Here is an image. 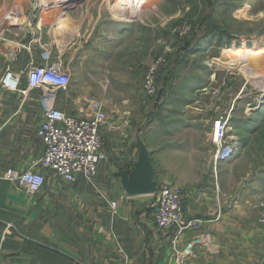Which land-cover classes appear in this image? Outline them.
<instances>
[{"label":"crops","instance_id":"obj_1","mask_svg":"<svg viewBox=\"0 0 264 264\" xmlns=\"http://www.w3.org/2000/svg\"><path fill=\"white\" fill-rule=\"evenodd\" d=\"M124 4L128 10L140 7L137 0H115L113 4L82 0L54 20V33H42L43 21L51 22L38 20L30 1L25 0V18L0 20V78L9 70L22 73L30 63L42 64L41 55L63 41L64 56L70 57V63L78 60L81 68L88 52L82 53L83 47L74 49L80 38L81 43L84 38L86 44H97L99 35L120 40L133 32L136 35V29L123 30L118 19L105 18V11L114 14ZM92 68L97 76L101 67ZM72 79L68 90L57 95L55 108L69 116L88 117L93 101L79 89H85L89 81L76 88ZM127 112L111 114L112 128H120L118 131L108 126L101 130L103 157L93 183L81 175L67 183L52 171L37 169L45 177V185L38 195L27 196L2 178L10 169L24 172L43 155L36 136L44 120L40 92L32 91L22 100L19 94L0 89V264H177L171 251L175 231L156 229L152 195H127L139 162L151 168L147 177L155 188L168 183L185 189L183 219L196 227L182 234L180 242L204 231L212 235L214 251L197 250L184 264H264V227L260 223L264 207H259L264 203V191L254 195L258 189L227 182L229 172L216 173L215 182L212 175L203 180L202 173L197 180L183 182L175 172L205 171L202 159L191 161L197 157L196 151L162 150V135L152 133L154 121L124 116ZM196 132L192 130L193 136ZM200 153L207 154L209 166V151L201 149ZM121 196L128 199L121 200ZM111 202H116L115 211Z\"/></svg>","mask_w":264,"mask_h":264},{"label":"rangeland","instance_id":"obj_2","mask_svg":"<svg viewBox=\"0 0 264 264\" xmlns=\"http://www.w3.org/2000/svg\"><path fill=\"white\" fill-rule=\"evenodd\" d=\"M24 1L0 0V20L17 22L25 18ZM29 1L38 20L51 22L43 21L46 25L40 27L42 33L48 30L54 33V20L82 2ZM114 1L107 0L110 4ZM137 1L138 9L128 10L124 4L115 8L114 14L104 12L106 19L111 16L118 19L123 30L136 29V35L126 34L128 37L120 40L104 34L98 36L97 44H86L84 38L82 43L81 38L74 43V49L83 47L82 53L88 52L81 68L77 67L78 60L70 63V57L64 56V41L58 47L55 43L48 51L55 61L59 59L69 68L76 88L84 80L89 81L86 90L80 88L79 93L103 104L106 114L112 116L115 110L127 109L129 117L154 121L152 133L162 135L159 140L162 150L196 151L197 157L191 161L202 159L205 171L175 172L183 182L197 180L201 173L203 180L212 175L214 181L216 173L229 172L227 182L244 183L258 189L254 195L261 193L264 191L261 182H264V0ZM240 54L244 58H229ZM162 56L167 60L162 69L165 74L158 80L156 95L145 97L144 73ZM96 62L101 67L97 76L91 71ZM220 117L229 120L222 148L227 154L215 167L210 159L214 146L209 137L213 122ZM192 130L198 131L195 136ZM201 149L209 151L211 165L208 166L207 154H201ZM260 223L264 227V217Z\"/></svg>","mask_w":264,"mask_h":264},{"label":"built area","instance_id":"obj_3","mask_svg":"<svg viewBox=\"0 0 264 264\" xmlns=\"http://www.w3.org/2000/svg\"><path fill=\"white\" fill-rule=\"evenodd\" d=\"M41 59L42 64L30 63L22 73L7 71L0 81L2 91L19 94L22 100L32 91L40 92L44 120L38 126L36 136L43 145V155L24 172L10 169L2 178L27 196L38 195L45 185V177L37 169L52 171L67 183H74L78 175L83 176L87 182L93 183L98 162L103 157L104 144L101 130L106 126L114 131L119 130L112 128L114 117L106 114L97 102H91L89 116L85 118L69 116L56 109L57 95L66 92L70 87L71 74L59 59L52 61L51 52L45 51ZM166 65V57H158L145 71L142 82V92L145 97L151 98L156 95L158 80H161L165 74L162 69ZM228 122V119L220 117L212 125L209 141L214 146V151L210 159L215 167L227 154V150L222 148L228 131ZM121 135L126 138L125 132H121ZM217 189L216 186L215 190L219 192ZM184 195L183 187L168 183H161L156 193L152 195L156 229L175 231L171 241V251L177 264H184L197 250L214 251L212 235L207 231L180 242L182 234L196 227L195 223L184 222ZM125 198L128 199V197H120L121 200ZM216 201L219 204L218 197ZM263 206L264 204H259V207ZM110 207L115 211L116 202H111Z\"/></svg>","mask_w":264,"mask_h":264},{"label":"water","instance_id":"obj_4","mask_svg":"<svg viewBox=\"0 0 264 264\" xmlns=\"http://www.w3.org/2000/svg\"><path fill=\"white\" fill-rule=\"evenodd\" d=\"M145 166L146 164L142 162L136 164L129 185L126 188L128 196L135 197L138 195H153L156 193L157 189L152 183L151 177H147L151 168ZM146 170L148 171L147 173Z\"/></svg>","mask_w":264,"mask_h":264},{"label":"bare ground","instance_id":"obj_5","mask_svg":"<svg viewBox=\"0 0 264 264\" xmlns=\"http://www.w3.org/2000/svg\"><path fill=\"white\" fill-rule=\"evenodd\" d=\"M229 58L232 59V60H238V59L244 58V55L243 54H240V55L233 56V57H229Z\"/></svg>","mask_w":264,"mask_h":264}]
</instances>
